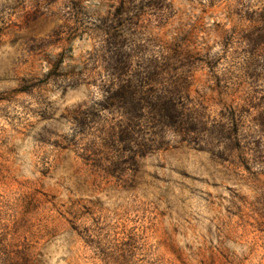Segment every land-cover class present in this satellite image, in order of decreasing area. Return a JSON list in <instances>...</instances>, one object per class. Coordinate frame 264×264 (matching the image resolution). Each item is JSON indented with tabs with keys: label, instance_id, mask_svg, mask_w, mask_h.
<instances>
[{
	"label": "rangeland",
	"instance_id": "374dc122",
	"mask_svg": "<svg viewBox=\"0 0 264 264\" xmlns=\"http://www.w3.org/2000/svg\"><path fill=\"white\" fill-rule=\"evenodd\" d=\"M0 264H264V0H0Z\"/></svg>",
	"mask_w": 264,
	"mask_h": 264
},
{
	"label": "clouds",
	"instance_id": "9594fccd",
	"mask_svg": "<svg viewBox=\"0 0 264 264\" xmlns=\"http://www.w3.org/2000/svg\"><path fill=\"white\" fill-rule=\"evenodd\" d=\"M93 20L95 17L92 18ZM219 53V48H213L212 53L209 54L208 59H212L213 56L212 54ZM238 65L239 61H233L231 59L227 60L224 64L221 65L220 71H223L225 68L231 67L233 72L237 71V67H233V64ZM213 83L212 80V74H208V79L205 83L198 85V87L202 88L203 92H207L208 86ZM106 97V94L102 95L99 91H97L96 88H91L87 91L86 95H81L80 99L86 100L87 103L83 105L84 108H88L90 105H94L95 102H100L101 104L104 102ZM20 116L23 123L22 124H16L15 117ZM7 120H11L13 125L15 127H22L26 133L29 135L35 134L36 131L39 130V125H37L36 128H31L28 126V119L26 116L22 115L21 113H9L7 117H5ZM166 123H159L155 128L148 129L146 128L143 132L136 133L133 136V139L129 142L130 143V151L127 153H120L118 155H113L112 153H103L102 155L106 157V159H101L100 162L101 164L108 166L113 163V161L117 159H123L125 156H128L131 154V150L144 147L147 144H155L157 142H162V141H168L172 140L175 142L176 140H180L182 138L188 137L189 132H194L196 135L192 137L193 139L197 140V142H200V136L203 134V129L202 128H195L191 125L190 122H184L182 124H176L173 123L171 120H168L167 117H165ZM74 126L71 125H64L62 124L61 127L56 129V131L63 133L66 138L67 142L73 146L74 151L77 153H84L87 155L88 151L90 150H98L99 149V144L93 145L91 143V140L93 137H89L86 140H82L80 137L75 136L74 137V132H73ZM155 133V135H153ZM151 137V140L148 138ZM85 143L88 144V148L86 149L84 147ZM212 144H209L208 147H212ZM39 153L37 154L35 158V162L39 165L42 163L39 159ZM66 156H68V153H65ZM100 153H98V156Z\"/></svg>",
	"mask_w": 264,
	"mask_h": 264
}]
</instances>
